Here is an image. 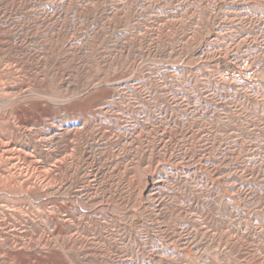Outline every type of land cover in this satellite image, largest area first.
I'll list each match as a JSON object with an SVG mask.
<instances>
[{
  "label": "rangeland",
  "instance_id": "rangeland-1",
  "mask_svg": "<svg viewBox=\"0 0 264 264\" xmlns=\"http://www.w3.org/2000/svg\"><path fill=\"white\" fill-rule=\"evenodd\" d=\"M0 264H264V0H0Z\"/></svg>",
  "mask_w": 264,
  "mask_h": 264
},
{
  "label": "built area",
  "instance_id": "built-area-1",
  "mask_svg": "<svg viewBox=\"0 0 264 264\" xmlns=\"http://www.w3.org/2000/svg\"><path fill=\"white\" fill-rule=\"evenodd\" d=\"M247 65H248L247 63L244 64V71H243L242 76H243V78H244L245 80L250 81V80L253 79L254 74H253V72L249 69V67H248Z\"/></svg>",
  "mask_w": 264,
  "mask_h": 264
}]
</instances>
